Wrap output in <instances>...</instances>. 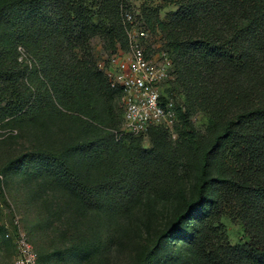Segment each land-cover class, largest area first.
I'll return each mask as SVG.
<instances>
[{
  "label": "trees",
  "instance_id": "obj_1",
  "mask_svg": "<svg viewBox=\"0 0 264 264\" xmlns=\"http://www.w3.org/2000/svg\"><path fill=\"white\" fill-rule=\"evenodd\" d=\"M162 1L176 10L162 20L158 8L144 9V21L152 33L163 34L172 62L167 94L176 103V140L168 129L152 128L147 135L125 136L115 147L119 152L127 137H148L151 149L138 141L121 148L132 160L127 195L150 189L176 199L171 224L161 230L147 262L264 264L260 231L237 246L209 236L220 235L223 217L247 225L264 222V0ZM126 5V0H0V96L16 95L17 111L29 103L21 90L28 68L18 63L23 44L41 78L39 90L69 111L97 117V105L122 92L110 87L90 40L101 35L116 52L129 50ZM180 91L183 101L177 103ZM198 112L210 120L203 135L191 122ZM76 149L89 160H110L97 141ZM23 160L51 167L82 200H90V189L67 159L37 150L11 167L30 164ZM172 239L185 241V251L169 256L162 245Z\"/></svg>",
  "mask_w": 264,
  "mask_h": 264
},
{
  "label": "rangeland",
  "instance_id": "obj_2",
  "mask_svg": "<svg viewBox=\"0 0 264 264\" xmlns=\"http://www.w3.org/2000/svg\"><path fill=\"white\" fill-rule=\"evenodd\" d=\"M126 4L124 20L127 22L130 17L128 28L134 26L137 32L148 29L144 9L158 8L162 20L176 10L162 0H126ZM149 33L144 49L156 59L163 58L164 54L169 56L163 34L150 30ZM89 45L99 69L104 68L105 73L116 50L101 35L91 38ZM17 53L19 65L28 68L25 79L21 80V90L27 93L29 103L17 111L12 109L16 95L0 96V114H3L0 119V264L13 261V249L5 235L19 231L30 238L39 264H148L147 254L159 242L161 230L170 226L177 203L176 199H164L150 189L127 195L132 189L128 171L133 170L132 160H127V152L121 148L132 141H138L145 149L152 146L146 136L127 137L116 152L119 140L128 136L123 132L124 96L101 101L96 108L97 117L69 111L50 100L44 89L39 90L41 78L36 74L29 49L20 44ZM108 81L111 87L109 78ZM182 101L180 91L176 93V102ZM191 122L203 135L210 120L208 115L198 112L191 117ZM173 134L176 137V131ZM92 140L107 148L110 160H89L83 149H76ZM172 140L176 138L172 136ZM37 150L67 159L93 198L87 202L82 200L56 170L42 162L23 160L30 164L11 167L18 159ZM221 223L220 235L209 236L221 239L222 244H244L252 231H260L264 237L263 221L247 225L239 219L223 217ZM162 246L168 255L176 256V250L185 251L187 243L172 239ZM194 259L199 260L200 256Z\"/></svg>",
  "mask_w": 264,
  "mask_h": 264
},
{
  "label": "built area",
  "instance_id": "obj_3",
  "mask_svg": "<svg viewBox=\"0 0 264 264\" xmlns=\"http://www.w3.org/2000/svg\"><path fill=\"white\" fill-rule=\"evenodd\" d=\"M127 18V22L131 20ZM127 34L129 52L118 50L105 71L112 89H120L124 96L123 132L141 136L152 128H166L175 139L176 103L167 94L169 81L173 80L172 62L166 54L156 59L144 49L143 43L150 34L147 28L137 32L129 26ZM5 238L13 249L11 264H39L37 251L24 231L8 232Z\"/></svg>",
  "mask_w": 264,
  "mask_h": 264
}]
</instances>
